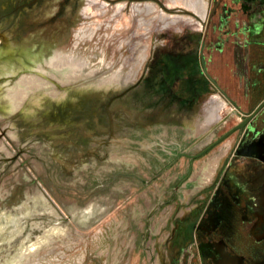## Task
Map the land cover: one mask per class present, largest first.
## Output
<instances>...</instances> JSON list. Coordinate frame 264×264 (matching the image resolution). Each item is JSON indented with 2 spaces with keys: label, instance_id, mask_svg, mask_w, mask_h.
Listing matches in <instances>:
<instances>
[{
  "label": "flooded vegetation",
  "instance_id": "1",
  "mask_svg": "<svg viewBox=\"0 0 264 264\" xmlns=\"http://www.w3.org/2000/svg\"><path fill=\"white\" fill-rule=\"evenodd\" d=\"M204 1L205 17L188 38L187 53L159 55L155 79L149 77L145 53L139 78L94 105L105 109V117L90 119L89 128L79 121L87 146L79 144V158L68 160L66 176L74 168L91 174V179L86 176L90 184L79 178V214L94 220L115 211L118 198L127 200L132 187L161 181L160 201L152 203L147 192L132 214L135 234L129 247L135 251L139 237L142 257L152 264H264V0ZM14 2L8 9L0 0V46L31 38L40 24L61 20L57 10L68 1ZM218 102L225 111L217 112L213 122L204 129L193 123L194 115L205 121L207 108ZM78 113L86 118L101 112ZM119 132L136 141L121 144L115 139ZM153 136L158 137L151 147L141 143ZM132 149L142 151L140 171L137 160H110L109 176L100 180L89 168L91 159L106 161L102 151ZM149 150L155 154L148 155ZM203 157L205 164L213 159L215 167L209 172L204 167L203 179L201 169L192 177L193 164ZM55 161L63 168L64 159ZM148 164L156 170L145 180ZM180 167L181 174L172 176ZM120 180L125 186H116ZM158 211L165 218L157 235H164L160 240L155 235L150 245V220Z\"/></svg>",
  "mask_w": 264,
  "mask_h": 264
},
{
  "label": "rangeland",
  "instance_id": "2",
  "mask_svg": "<svg viewBox=\"0 0 264 264\" xmlns=\"http://www.w3.org/2000/svg\"><path fill=\"white\" fill-rule=\"evenodd\" d=\"M12 1L15 0H1L8 9L12 7ZM67 1L57 10L61 20L35 27L32 32L35 35H30L33 50H30V58L23 56L22 68H15L16 72L8 75L0 70V75L3 73L0 76V264H152L154 262L142 257L139 237L135 251L129 247L135 234L132 214L147 192L152 203L160 201L161 181H155L147 188L132 187L127 193V200L118 198L115 211L108 213L106 210L94 220V216L91 219L92 216L79 214V178L81 176L86 181V176L91 174L85 170L79 172V168H74L69 176L66 173L71 170V161L79 158V144L87 146L83 139L85 129L79 130V121L86 126L92 124L90 119L105 117V109L96 110L94 105L109 95H117V91L127 86L132 77L139 78L140 60L145 53V65L150 68L149 77L155 79L159 71V55L177 57L187 53L188 38L195 32L197 34L202 24L181 1L93 0L91 5H87V0ZM137 3L143 7L147 3L154 4L156 11L153 13L157 15L164 11L168 18L160 22L156 18L151 19V13L146 16L151 19L150 24L145 23L147 30L139 29V17L133 16L132 11V5ZM6 28L5 32L9 30ZM22 40L4 42L0 49L9 48L11 43H20L17 47L22 48ZM71 52L85 60L79 70H71L66 65L58 68L53 65L51 60L58 54L68 55ZM7 57L2 55L1 61L6 63ZM24 76L35 77L40 85L36 88L31 84L27 89L20 83ZM19 88L26 90L27 95L17 107L10 90ZM93 111L101 113L86 118L80 116L84 113H78L92 115ZM194 117L193 123L201 124L200 117ZM48 129L51 130L49 138L56 141L54 145V141L47 137ZM58 129L62 130L61 133ZM155 137L158 136H153V140L150 136V140L141 143L151 147ZM115 139L125 145L136 141L120 132ZM100 153L105 155L106 161L98 163L91 159L89 164L90 169L95 168L93 174L100 180L109 176L112 168L110 160H137L135 168L140 171L138 160L143 158L141 150H105ZM148 153L155 154V150ZM55 159H64L63 168L56 164ZM206 162L207 158L203 157L193 164L192 177L200 169H205ZM154 166L148 164L147 172L142 175L145 180H150L155 174ZM123 167L118 165L116 169ZM206 171L209 172V165ZM173 172L171 175L175 176L181 174L182 169L180 167ZM89 179L90 184L92 181ZM121 182L124 181H118L116 186H125ZM88 218L91 220H86ZM163 218V211L151 217L150 245L155 235L156 240L164 235H157Z\"/></svg>",
  "mask_w": 264,
  "mask_h": 264
},
{
  "label": "bare ground",
  "instance_id": "3",
  "mask_svg": "<svg viewBox=\"0 0 264 264\" xmlns=\"http://www.w3.org/2000/svg\"><path fill=\"white\" fill-rule=\"evenodd\" d=\"M178 1H181V4H183L185 6V8H188L190 11H192L193 14L196 15V17L198 16L199 19H200V23H202V21L204 20V17H205V11H206V2L204 0H169V2L171 3H176ZM93 2V0H87V5H91ZM132 11H133V16L135 17H139V24H138V27L139 29H143L144 30H147V26L145 25V23H148L150 24V20L151 19H154L156 18L158 21L160 22H163L166 18H168L164 11H161L160 14H157L155 15L153 13V11H156V6L154 4H150V3H147L145 7H143V5H140L139 3L137 4H134L132 5ZM152 13V18L151 19H148L146 18V16H148L149 14ZM142 15V16H139V15ZM171 18V17H170ZM183 18V17H182ZM187 18V17H186ZM191 19V17H190ZM168 21V20H167ZM195 21V20H194ZM193 21V22H194ZM173 22V20H172ZM175 22V21H174ZM177 22V21H176ZM175 22V23H176ZM189 22V21H188ZM166 22H164L165 24ZM187 24V22H186ZM192 24V23H191ZM167 25V24H166ZM192 26V25H190ZM93 32V31H92ZM87 35V33H86ZM88 35H91V33H89ZM79 38V36H78ZM32 39V37H31ZM31 39L30 38H27V39H23L22 42H21V47L22 48H18L17 46L20 44V43H11V46L7 49H0V70L3 71L4 74L8 75L10 73H14L16 72V69L15 68H22V65L24 64L23 63V56H27L28 58H30V55L31 54V51L30 50H33V48H31ZM78 43V42H77ZM76 43V44H77ZM27 46V47H26ZM33 46V45H32ZM25 47V48H23ZM34 47V46H33ZM39 47V46H38ZM42 47V46H41ZM49 47V46H48ZM44 48H46L44 46ZM38 49V48H37ZM36 49V50H37ZM42 50V48H41ZM62 51V50H61ZM33 52V51H32ZM39 52V51H38ZM46 52V51H45ZM42 54V53H41ZM52 54V53H51ZM2 55H6L8 56L7 57V60H6V63H3L1 60V57ZM36 55V54H35ZM66 55V54H65ZM64 54H58L57 58H53L51 61L53 63V65L55 67H62L64 65L68 66L71 70H74V71H77L79 70V68H81V66L85 63V60L83 59H80L79 56H74L73 52L69 53L67 56L66 59H64L63 57L65 56ZM39 56V55H38ZM43 56V55H42ZM29 60V59H27ZM30 60H33V59H30ZM41 60V59H40ZM35 61V60H33ZM44 61V60H43ZM38 63V62H37ZM40 64V63H39ZM29 65V64H28ZM52 65V64H51ZM31 66V65H30ZM41 66H44V65H41ZM29 67V66H28ZM37 67V66H36ZM40 67V66H39ZM52 67V66H51ZM35 69V68H34ZM37 70V69H36ZM40 70V68H39ZM38 70V71H39ZM66 70V69H65ZM64 70V71H65ZM27 71V70H26ZM42 71V69H41ZM37 72V71H36ZM83 72V71H82ZM85 72V71H84ZM2 73V74H3ZM1 74V75H2ZM18 74V73H17ZM43 74V72H42ZM45 74V73H44ZM0 75V76H1ZM41 76V75H40ZM12 77V76H11ZM4 78V77H2ZM1 78V79H2ZM41 79V78H40ZM120 79V78H119ZM118 79V80H119ZM7 81V80H6ZM95 81V80H93ZM10 82V80L8 81ZM114 82V81H113ZM11 83V82H10ZM20 83L22 85H24L25 87H27V89H30V86L31 84H34V86H36V88L40 85L39 83V80H37L35 77L33 76H30V77H27V76H24L22 77V79L20 80ZM39 83V84H37ZM94 83V82H93ZM102 83V81H101ZM106 83V82H105ZM124 83V82H123ZM90 84V82H89ZM88 84V85H89ZM87 85V84H85ZM120 85V84H119ZM84 86V85H83ZM93 87V86H92ZM91 87V88H92ZM103 87V86H102ZM46 88V87H45ZM82 89V88H81ZM116 89V88H115ZM32 90V89H31ZM83 90V89H82ZM112 91V90H111ZM103 92V91H102ZM86 93V92H85ZM89 93V91H88ZM95 93V92H94ZM10 94L12 95V99L14 100V102H16L17 104V107H19L20 104H22V100L24 101V97L27 95V91L26 90H23L22 88L20 89H13V90H10ZM82 95V94H81ZM89 95V94H88ZM86 96V95H85ZM102 96V95H101ZM104 96V95H103ZM76 97V96H74ZM79 97V96H78ZM99 97V96H97ZM99 99V98H98ZM79 100V99H78ZM105 100V99H104ZM74 101V100H73ZM78 102V101H77ZM224 107L223 104L221 103H215V104H212L211 107L207 108L208 111L207 113H205L204 115V118L206 119L205 121H202L200 122L201 124L198 125L199 128H205L207 127L208 124H210L213 120L215 119L216 117V113L217 112H224L225 111V108H222ZM81 108V107H80ZM6 109V108H5ZM7 110V109H6ZM9 111V110H8ZM197 122V121H196ZM1 150V149H0ZM208 165H209V169L210 168H214L216 163L213 159H209L208 161ZM204 170H202L201 174L202 176L205 175V173L207 172H204ZM201 176V177H202ZM90 217V216H89ZM15 221V220H14Z\"/></svg>",
  "mask_w": 264,
  "mask_h": 264
},
{
  "label": "water",
  "instance_id": "4",
  "mask_svg": "<svg viewBox=\"0 0 264 264\" xmlns=\"http://www.w3.org/2000/svg\"><path fill=\"white\" fill-rule=\"evenodd\" d=\"M80 110V109H79ZM83 111V110H82ZM230 264H235V260L233 262H230Z\"/></svg>",
  "mask_w": 264,
  "mask_h": 264
}]
</instances>
